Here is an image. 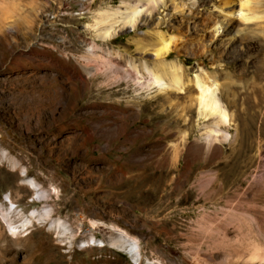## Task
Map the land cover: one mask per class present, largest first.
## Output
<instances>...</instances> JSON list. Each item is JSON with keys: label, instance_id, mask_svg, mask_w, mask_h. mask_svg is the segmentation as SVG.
<instances>
[{"label": "rangeland", "instance_id": "1", "mask_svg": "<svg viewBox=\"0 0 264 264\" xmlns=\"http://www.w3.org/2000/svg\"><path fill=\"white\" fill-rule=\"evenodd\" d=\"M129 4L135 27L104 38L98 14ZM153 6L0 0V264H264V0L248 21L239 0ZM169 39L180 91L143 71ZM197 75L232 119L209 149L215 122L189 102ZM6 210L50 217L14 233Z\"/></svg>", "mask_w": 264, "mask_h": 264}, {"label": "bare ground", "instance_id": "2", "mask_svg": "<svg viewBox=\"0 0 264 264\" xmlns=\"http://www.w3.org/2000/svg\"><path fill=\"white\" fill-rule=\"evenodd\" d=\"M157 1H163V0H146V2H149V4L151 3L154 6H156ZM239 1H240L239 12L241 14V18L245 21L250 20V18H247L245 14H243V12L247 10V6L250 4V0H239ZM142 12L143 10L139 9L137 5L133 6L130 4L126 6L125 16H123L124 14L120 12L119 10L114 11V12H109V11L100 12L98 14V19L96 20V25L97 27L98 26L102 27L103 31L101 34L104 38H107L111 35L113 30L114 32L117 31L116 27H119V26L125 27L127 25L131 26L132 28L135 27L136 22H137L136 19ZM167 41L162 40L160 43V47L156 51L157 59L159 60V63H157V65L154 68L153 67L149 68L148 65H145L144 66L145 70L143 71L150 78L148 81V84L150 83L152 85H157V86L162 87L163 79L165 80L166 78L170 86L180 91L183 88H185V82L183 81V75L181 72L182 67L177 66L175 63H165L164 62V60L166 61V58L169 56V46H170L171 39ZM132 68L134 72L133 74H135L133 77V80H136L141 85V88L146 87V84L144 82H140V76L144 74L141 73V71L137 68L136 65L133 66ZM192 84L195 87L197 93L195 94V96L189 99V102L197 106L199 116L202 117L205 121L213 119V121L215 122V126L208 127L207 133L205 134L206 137H205L204 142H206L205 143L206 149H209L210 147H212V145L215 142L218 141L219 135H224L223 136L224 139L227 138L228 135L223 133L221 127L230 126L231 120H232L231 115L229 113L228 107L225 106L223 103L224 98L222 99V97L220 96L221 94H219L221 93L220 92L221 87L216 83L215 80H211L208 76L202 77L200 75H197L195 76V79L192 80ZM240 113H246V109ZM23 174L24 172H21V176L24 177V180H23L24 183H26L31 188L37 187V183L33 179L27 178V176ZM51 192H53L54 194L59 193L58 189H56L55 187L51 188ZM6 201L10 203L12 206H14V201L12 200L11 197H8ZM9 209L12 210L13 213H15L16 207L15 208L12 207ZM8 211L9 210H6L4 212L3 217L6 223L9 224V226L11 227L14 233L21 232L22 230H28L30 227L33 226L34 219H36L38 216H41V217L49 216L50 217L49 211L47 212H37L36 211V212L30 213L24 219L21 218L17 223H15L13 222L12 216L9 213L10 211L9 212ZM123 243H124L123 245L127 249H129L131 254L134 253L137 256V258L140 259V252H139V249L134 248L135 244L133 245V243H130V241H127L126 239H124ZM254 256H257V254L254 253Z\"/></svg>", "mask_w": 264, "mask_h": 264}]
</instances>
